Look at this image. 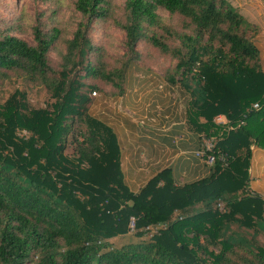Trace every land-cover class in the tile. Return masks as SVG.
<instances>
[{"label": "trees", "instance_id": "1", "mask_svg": "<svg viewBox=\"0 0 264 264\" xmlns=\"http://www.w3.org/2000/svg\"><path fill=\"white\" fill-rule=\"evenodd\" d=\"M74 9L82 19L57 68L49 52L59 27L39 18L31 43L17 36L19 22L0 18V82L26 78L54 100L51 109L19 112L28 137L0 136V264H264V199L249 190L251 147L264 148L257 26L227 0H75ZM103 22L125 31L127 51L118 58L88 35ZM132 63L156 67L190 91L189 121L203 131L199 149L203 137L214 142L210 175L175 185L165 168L137 192L125 185L117 140L88 111L93 92L123 94ZM14 97L18 109L28 108L24 92ZM220 114L225 124L214 121ZM78 122L86 131L75 132ZM69 138L73 157L64 153ZM131 218L135 235L148 237L112 246L111 238L131 231ZM151 225L161 227L150 236Z\"/></svg>", "mask_w": 264, "mask_h": 264}, {"label": "crops", "instance_id": "2", "mask_svg": "<svg viewBox=\"0 0 264 264\" xmlns=\"http://www.w3.org/2000/svg\"><path fill=\"white\" fill-rule=\"evenodd\" d=\"M243 9L246 13L253 7L244 3ZM255 45L264 71V37ZM124 86L122 95L95 94L89 113L105 123L116 138L125 185L137 192L165 168L171 170L175 185L210 175L212 165L197 154L203 131L188 117L192 110L190 91L168 80L160 69L139 63L128 67ZM203 121L199 116L197 124ZM214 121L225 124L228 120L220 114ZM249 177L250 188L263 197L264 148L251 147Z\"/></svg>", "mask_w": 264, "mask_h": 264}, {"label": "rangeland", "instance_id": "3", "mask_svg": "<svg viewBox=\"0 0 264 264\" xmlns=\"http://www.w3.org/2000/svg\"><path fill=\"white\" fill-rule=\"evenodd\" d=\"M118 5L123 6L125 0H112ZM244 18L247 22L253 23L257 26L258 31L253 34V40L255 43H259L264 37V0H227ZM75 0H0V18L5 17L6 20H15L20 23V28L16 34L17 36L27 40L28 42H34L31 31L33 26L39 20V18L46 20L48 28L51 26H57L61 30V36L58 41L51 45L49 52L50 62L53 67H58L59 64V52L62 51L64 46V40L72 37V34L76 28V25L81 21L82 17L80 13L74 9ZM252 6L253 9L247 10L248 12L243 13V4ZM158 13L165 19H169V13L164 9H159ZM175 20L176 18H170ZM88 35L96 44H102L108 51L110 59L120 57L127 50L125 48V31L116 24L112 23H92L88 30ZM141 44L137 47L139 48ZM165 64H171L170 60L163 61ZM81 70V69H80ZM104 88V87H102ZM18 89V90H16ZM89 95L88 89L83 91ZM24 92L28 98V108L20 107L18 109L17 98L14 97L12 100L8 99L9 96L14 92ZM94 93V92H93ZM92 95L94 96L95 94ZM99 93L98 91L96 94ZM7 103H5V102ZM54 100L50 97V94L46 91L43 86H36L28 82L26 78L11 77L0 82V105L4 103L3 109H0V118L3 120L0 123V136L14 137H28L30 131L27 128H21L17 121H20L22 125L23 120L19 117V112L26 113L32 108H47L51 109V103ZM90 110L88 111V113ZM90 114V113H89ZM75 132L86 131V125L84 122H78L74 125ZM8 134V135H7ZM70 137V136H69ZM81 137V136H80ZM64 153L68 157H73L74 146L69 138ZM50 175L56 179H62V183L67 187L75 186L74 182L68 181L70 178H65L58 173L50 172ZM67 177V176H66ZM251 192H255L251 189ZM80 195V192H76ZM90 196L88 194L82 196L83 200H87ZM264 197V196H263ZM85 198V199H84ZM202 206V205H199ZM217 209L224 211V202L217 204ZM148 236L138 237L135 235V231L131 230L126 234H122L110 239L111 245L119 247L123 244L130 242H136L140 239H146ZM261 240H264V235H260ZM211 249L217 250V247L211 246Z\"/></svg>", "mask_w": 264, "mask_h": 264}, {"label": "built area", "instance_id": "4", "mask_svg": "<svg viewBox=\"0 0 264 264\" xmlns=\"http://www.w3.org/2000/svg\"><path fill=\"white\" fill-rule=\"evenodd\" d=\"M93 94H96V92H94ZM253 107L258 108L259 106L257 103H254ZM201 146H202V148L199 149L198 153L202 156H205V159L207 160V162L212 164L214 161L213 155L206 154V153H207V151H209L210 149L213 148V146H214L213 140L203 137L202 142H201ZM129 227L131 230L134 229V219L133 218H131V220L129 222ZM160 227L161 226H159V225H151V226H147L146 229L149 231L148 234L151 236L152 234L157 233L159 231Z\"/></svg>", "mask_w": 264, "mask_h": 264}]
</instances>
